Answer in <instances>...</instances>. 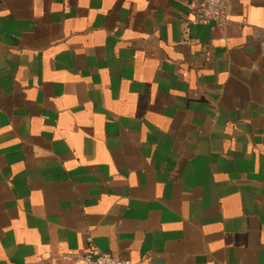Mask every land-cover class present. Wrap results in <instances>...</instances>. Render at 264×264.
Listing matches in <instances>:
<instances>
[{
	"label": "crops",
	"instance_id": "obj_1",
	"mask_svg": "<svg viewBox=\"0 0 264 264\" xmlns=\"http://www.w3.org/2000/svg\"><path fill=\"white\" fill-rule=\"evenodd\" d=\"M0 0V264H264V0Z\"/></svg>",
	"mask_w": 264,
	"mask_h": 264
},
{
	"label": "built area",
	"instance_id": "obj_2",
	"mask_svg": "<svg viewBox=\"0 0 264 264\" xmlns=\"http://www.w3.org/2000/svg\"><path fill=\"white\" fill-rule=\"evenodd\" d=\"M230 10V0H198L191 10L189 22L191 25L209 24L211 28H225L230 22ZM58 258H71L85 264H135L131 258L115 256L97 247L82 252L60 253L54 260Z\"/></svg>",
	"mask_w": 264,
	"mask_h": 264
}]
</instances>
